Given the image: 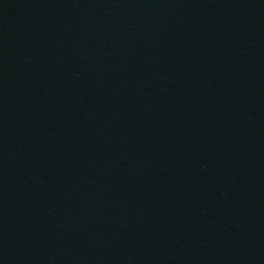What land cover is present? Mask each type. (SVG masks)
Listing matches in <instances>:
<instances>
[{
  "label": "water",
  "instance_id": "obj_1",
  "mask_svg": "<svg viewBox=\"0 0 264 264\" xmlns=\"http://www.w3.org/2000/svg\"><path fill=\"white\" fill-rule=\"evenodd\" d=\"M0 264H264V0H0Z\"/></svg>",
  "mask_w": 264,
  "mask_h": 264
}]
</instances>
